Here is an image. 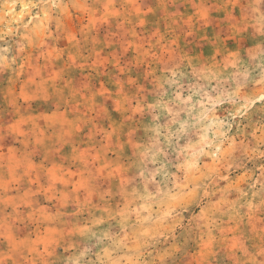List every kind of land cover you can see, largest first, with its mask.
Segmentation results:
<instances>
[{
  "label": "rangeland",
  "instance_id": "1",
  "mask_svg": "<svg viewBox=\"0 0 264 264\" xmlns=\"http://www.w3.org/2000/svg\"><path fill=\"white\" fill-rule=\"evenodd\" d=\"M10 120L0 264H264V0H0Z\"/></svg>",
  "mask_w": 264,
  "mask_h": 264
},
{
  "label": "crops",
  "instance_id": "2",
  "mask_svg": "<svg viewBox=\"0 0 264 264\" xmlns=\"http://www.w3.org/2000/svg\"><path fill=\"white\" fill-rule=\"evenodd\" d=\"M11 122V120L4 121L2 124H8V126H2V130H0V143L4 142L0 144V148L2 149L0 150V163L2 165L5 160L11 161V152L12 156H18V166L20 165L18 171L22 173V175H25L27 172L21 170V165L28 167V165H37L39 161L36 157V154L38 153L37 133H35L32 140L30 137L32 133L27 132L28 130L18 131L17 134L13 133V130L10 131V127L14 125V122ZM22 124L26 123L23 122ZM27 142H30L29 145H27Z\"/></svg>",
  "mask_w": 264,
  "mask_h": 264
}]
</instances>
